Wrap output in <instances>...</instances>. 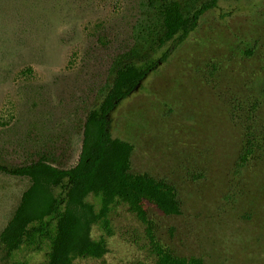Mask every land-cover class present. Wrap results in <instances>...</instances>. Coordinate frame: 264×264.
I'll use <instances>...</instances> for the list:
<instances>
[{
	"label": "rangeland",
	"instance_id": "obj_1",
	"mask_svg": "<svg viewBox=\"0 0 264 264\" xmlns=\"http://www.w3.org/2000/svg\"><path fill=\"white\" fill-rule=\"evenodd\" d=\"M172 1L190 15L208 0ZM163 36L148 0H0V165L76 167L89 113L120 68L162 56ZM110 119L134 147L131 172L174 186L182 215L147 203L144 221L119 205L109 253L75 264H154V245L205 264H264V0H220ZM30 187L0 171V235ZM48 253L0 251V264H45Z\"/></svg>",
	"mask_w": 264,
	"mask_h": 264
},
{
	"label": "trees",
	"instance_id": "obj_2",
	"mask_svg": "<svg viewBox=\"0 0 264 264\" xmlns=\"http://www.w3.org/2000/svg\"><path fill=\"white\" fill-rule=\"evenodd\" d=\"M220 0H208L193 13H184L172 0H148L164 26L160 46L166 51L158 59L128 64L117 71L113 86L102 104L91 111L84 127L82 153L76 167L65 170L47 160L0 171L28 178L31 187L0 235V251L6 256L23 249L40 252L48 246L45 264H75L81 260H102L108 253L107 237L113 236L111 213L119 205L145 221L146 204L156 206L167 216L182 215L177 189L148 174L131 172L134 147L112 135L111 115L118 106L137 93L146 79L183 46L197 30L202 18L216 9ZM254 152L252 141L240 157L242 169ZM100 200L97 212L87 200ZM99 225L105 236L95 240L93 227ZM154 264H205L203 260L174 256L154 245Z\"/></svg>",
	"mask_w": 264,
	"mask_h": 264
}]
</instances>
